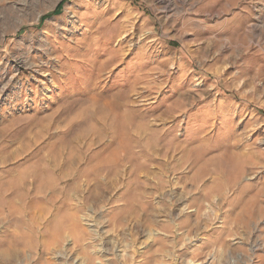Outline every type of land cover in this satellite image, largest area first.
<instances>
[{
  "label": "rangeland",
  "instance_id": "rangeland-1",
  "mask_svg": "<svg viewBox=\"0 0 264 264\" xmlns=\"http://www.w3.org/2000/svg\"><path fill=\"white\" fill-rule=\"evenodd\" d=\"M0 264H264V0H0Z\"/></svg>",
  "mask_w": 264,
  "mask_h": 264
}]
</instances>
